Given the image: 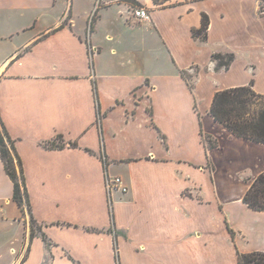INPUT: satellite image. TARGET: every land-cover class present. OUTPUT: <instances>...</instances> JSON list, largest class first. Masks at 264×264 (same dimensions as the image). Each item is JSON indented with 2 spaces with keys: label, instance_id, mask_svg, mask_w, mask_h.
I'll list each match as a JSON object with an SVG mask.
<instances>
[{
  "label": "crops",
  "instance_id": "crops-1",
  "mask_svg": "<svg viewBox=\"0 0 264 264\" xmlns=\"http://www.w3.org/2000/svg\"><path fill=\"white\" fill-rule=\"evenodd\" d=\"M260 1L0 0V125L31 204L13 199L0 153V264H239L238 251L264 252V211L243 201L264 144L209 113L217 91L253 81L264 94ZM203 14L207 41L193 36ZM214 53L235 60L217 70ZM114 168L128 191H108Z\"/></svg>",
  "mask_w": 264,
  "mask_h": 264
},
{
  "label": "trees",
  "instance_id": "trees-1",
  "mask_svg": "<svg viewBox=\"0 0 264 264\" xmlns=\"http://www.w3.org/2000/svg\"><path fill=\"white\" fill-rule=\"evenodd\" d=\"M155 3L156 0H154ZM141 6L140 3H137ZM209 26V17L203 14L202 25L193 30V36L201 41H207ZM213 59L216 61L217 70H228L235 60L234 53H214ZM182 76L188 82L190 88L194 87V79L191 74L182 71ZM209 113L213 118L222 124L226 129L236 136L257 143L264 144V94L259 93L254 88V82L249 85L237 86L229 89L217 91L214 95L213 102ZM207 147L213 148L216 142L209 136L206 137ZM73 146L77 145L72 143ZM65 146L64 142L57 144L50 142L46 147L52 149H61ZM0 153L5 165V170L14 184L13 199L20 207L27 204L31 213V204L29 194L25 183L22 161L15 152L14 144L3 126L0 125ZM102 155L105 166L107 159ZM243 201L251 209L264 211V172L252 182L249 189L243 197ZM35 220L31 214V231L35 232ZM234 235V232L231 231ZM118 258V255H117ZM120 264L119 259H117ZM239 264H264V252L254 251L243 253L238 251Z\"/></svg>",
  "mask_w": 264,
  "mask_h": 264
},
{
  "label": "built area",
  "instance_id": "built-area-1",
  "mask_svg": "<svg viewBox=\"0 0 264 264\" xmlns=\"http://www.w3.org/2000/svg\"><path fill=\"white\" fill-rule=\"evenodd\" d=\"M133 15L140 20H150L151 18L149 10L141 6L133 8ZM106 184L109 192L116 188H119L120 190L122 189L123 192L128 191V187L120 176L107 177Z\"/></svg>",
  "mask_w": 264,
  "mask_h": 264
},
{
  "label": "rangeland",
  "instance_id": "rangeland-1",
  "mask_svg": "<svg viewBox=\"0 0 264 264\" xmlns=\"http://www.w3.org/2000/svg\"><path fill=\"white\" fill-rule=\"evenodd\" d=\"M181 1H184V0H156V2H157L156 4L160 5V6H164V5H170V4L179 3ZM260 8H261V11L264 13V0L260 1ZM194 72H195V70L193 71V73ZM104 159H105V157H104ZM119 175H121V171L118 168H114L112 174L110 173V176H112V177H116V176H119ZM120 177L124 178L122 176H120ZM120 192L123 193L122 189L120 190ZM230 243H231L230 240L228 238H226V247L225 248L227 250L230 249V247H229Z\"/></svg>",
  "mask_w": 264,
  "mask_h": 264
}]
</instances>
